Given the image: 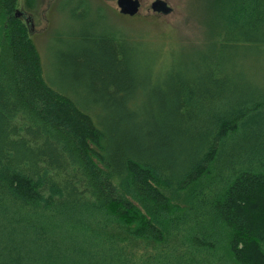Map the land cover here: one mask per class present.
<instances>
[{"label": "trees", "instance_id": "obj_1", "mask_svg": "<svg viewBox=\"0 0 264 264\" xmlns=\"http://www.w3.org/2000/svg\"><path fill=\"white\" fill-rule=\"evenodd\" d=\"M17 1L0 0V264H264V88L231 56L264 48V0H209L206 49L180 58L103 22L57 33L70 90Z\"/></svg>", "mask_w": 264, "mask_h": 264}, {"label": "rangeland", "instance_id": "obj_2", "mask_svg": "<svg viewBox=\"0 0 264 264\" xmlns=\"http://www.w3.org/2000/svg\"><path fill=\"white\" fill-rule=\"evenodd\" d=\"M74 1L76 0H33L31 7L26 6L25 0L17 1L18 8L27 19L44 77L53 80L57 85L64 84L68 90L72 88L71 81L63 78L58 53L64 51L70 42L65 36L57 38V33L76 31L86 25L91 32L95 25L90 26V22H103L120 28L132 37L150 41L153 53H158V47H167L164 55L171 48L173 54L179 58L205 50L211 37L209 0H163L168 9L160 14L152 12L148 5L150 0H140L138 11L134 15L120 13L115 0H88L92 9L81 12L76 18L69 9ZM95 7L101 8L102 19L97 17ZM235 53L237 56H234ZM235 53L231 56L236 67L253 84L264 88V48L247 46L237 48ZM164 57L166 56L162 58ZM166 67L158 65L154 69L163 70ZM63 79L67 81L62 83ZM135 249L136 252H141L149 251L150 248L141 242Z\"/></svg>", "mask_w": 264, "mask_h": 264}, {"label": "water", "instance_id": "obj_3", "mask_svg": "<svg viewBox=\"0 0 264 264\" xmlns=\"http://www.w3.org/2000/svg\"><path fill=\"white\" fill-rule=\"evenodd\" d=\"M159 3L157 5H160L163 10H167L168 6L164 3L163 0H154L153 4ZM116 5L118 7V11L126 14H133L138 10V1L137 0H116ZM165 6V8L163 7ZM158 9V6H156ZM22 13V11L19 9L17 13ZM27 21V19L25 18Z\"/></svg>", "mask_w": 264, "mask_h": 264}, {"label": "flooded vegetation", "instance_id": "obj_4", "mask_svg": "<svg viewBox=\"0 0 264 264\" xmlns=\"http://www.w3.org/2000/svg\"><path fill=\"white\" fill-rule=\"evenodd\" d=\"M138 1V8H139V5H140V0H137ZM115 2H116V0H115ZM153 2H154V0H150V2H149V7H150V9L152 10V12L153 13H156V14H160L161 12H163V11H166V10H163L162 8H161V4L160 5H157V4H159V3H155V4H153ZM156 6H158V9L156 8ZM163 7L165 8V6L163 5ZM138 11V10H137ZM137 11L135 12V13H133V14H129V15H134V14H136L137 13ZM120 13H122V12H120ZM123 14H126V13H123Z\"/></svg>", "mask_w": 264, "mask_h": 264}]
</instances>
